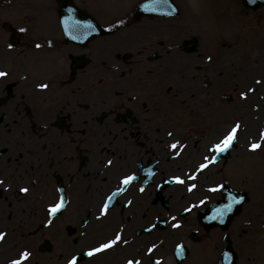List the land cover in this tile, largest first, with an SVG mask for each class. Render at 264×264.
Segmentation results:
<instances>
[{"label": "flooded vegetation", "instance_id": "obj_1", "mask_svg": "<svg viewBox=\"0 0 264 264\" xmlns=\"http://www.w3.org/2000/svg\"><path fill=\"white\" fill-rule=\"evenodd\" d=\"M16 25V44L8 38L0 49V264L25 250L28 260L52 264L79 253L87 257L77 264H168L176 243L217 260L222 232L201 213L216 205L217 218L223 184L247 193L228 229L236 238L253 208L248 176L242 188L230 172L217 183V174L253 156L252 139L237 135L226 162L205 160L216 159L210 149L230 132L219 120L239 105L235 94L205 80L172 87L161 76L157 60L174 43L170 21L118 13L106 18L109 36L84 45L64 38L59 7L27 12ZM130 175L136 179L122 184ZM61 198L66 208L51 219ZM118 234L115 246L87 254ZM46 241L49 253L40 251Z\"/></svg>", "mask_w": 264, "mask_h": 264}, {"label": "rangeland", "instance_id": "obj_2", "mask_svg": "<svg viewBox=\"0 0 264 264\" xmlns=\"http://www.w3.org/2000/svg\"><path fill=\"white\" fill-rule=\"evenodd\" d=\"M28 1L30 6L45 9V11L51 9L52 12L56 6L52 0ZM73 1L78 7L88 9L87 12L101 15V19L106 22V18L109 20L111 15H117L118 13L123 15L130 11L138 0ZM174 1L181 8V12L183 11L180 18L173 19V24L170 25L172 39L176 46L181 45L182 40L185 38L196 37L199 42V50L196 54H182L179 47L173 51V55L180 56L168 58L170 61H178L177 64H180L186 70L188 69L187 73L178 74V80L193 81L195 76L199 78H197L198 81H194L196 84L200 82L202 86L204 80H209L213 86H219L222 91L231 90L236 93L237 102H240V105L236 112H221L219 121L222 123H238L237 121L240 120L246 124V114L254 115L253 120H255L257 133V135H253L254 142L260 143L261 147L255 149L253 156L238 159L237 164L230 170H224L221 174H217V183L220 182V178H225L228 175L227 172H230L234 174L239 188L246 187V176L253 184L252 216L246 217L248 218L245 220L247 226L243 229L242 237L236 239L235 248L238 255V264H264V198L262 195L264 193V184L262 183L264 156H262L263 140L258 134L260 129L264 130L262 125L264 120V9L252 12L244 7L241 0ZM26 2H23V0H0V24L3 22H16L22 14H26L29 9ZM3 38H5V34L1 32L0 28V39ZM160 38L161 36H159V40ZM240 46L248 52L254 51L256 48H262L263 56L260 62L255 65L251 77L243 75L244 60L241 57L222 59V55L226 51ZM161 64L163 65V61L159 59L157 65L160 67ZM159 67L157 70H159ZM198 69L201 71L198 72ZM259 87H262L263 92L257 91ZM245 124L243 126H246ZM240 130L241 127H239ZM239 134L242 138L243 135L245 136L246 131L241 130ZM249 134L251 135L250 132ZM251 137L252 135L247 138L251 139ZM220 236L221 234L217 232V251L223 248L222 238L220 244ZM78 251H80V248ZM168 260V264H175L173 258ZM213 263L214 260L212 259L206 260L205 257L192 255L191 259L184 264ZM25 264L52 263L48 260L38 261L35 255H32Z\"/></svg>", "mask_w": 264, "mask_h": 264}, {"label": "snow or ice", "instance_id": "obj_3", "mask_svg": "<svg viewBox=\"0 0 264 264\" xmlns=\"http://www.w3.org/2000/svg\"><path fill=\"white\" fill-rule=\"evenodd\" d=\"M253 2H254V0H253ZM169 3H170V0H149V4L145 5V7L148 8L149 10H151V11H156L157 8H159L161 6H166ZM121 23H122V21H121ZM78 27L83 28L85 30H92V31L95 30L92 25L80 24V25H78ZM22 31H23V29H22ZM39 46L40 45H37V47H39ZM4 75H6V74L3 73V72H0V76H4ZM40 87L46 88L47 85L46 84H42V85H40ZM242 95H244V94L242 93ZM239 127H240L239 124H236L235 127H233L232 130L226 136H224V138L219 143H217L216 145L213 146L212 149H210V151L218 152V153H224V152L228 151L232 147L233 142L236 139L237 131L239 130ZM169 135H171V133H169ZM261 139L264 140V134L261 135ZM171 147L175 149V148H177V145L173 144ZM260 147H261L260 143H254V144L251 145V148L253 150L258 149ZM205 160H208V163H212V162L215 161V157L213 156L210 160H209L208 157H205ZM109 163H111V162H109ZM207 166H208V164H201L200 168L204 169ZM192 178H194V177H192ZM135 179H136V177L134 175L127 176V177H125L123 179L122 184L128 185L131 182H133ZM176 180L179 183H183V181L180 180L179 177H176ZM0 183H2V181H0ZM192 187H195V185H192ZM21 190L24 191V192L28 191L27 188H24V189H21ZM189 190H191V188ZM215 190L216 189H213V191H215ZM117 194L118 193H116L114 195H117ZM112 198L113 197H109L108 198L109 201H111ZM230 198L233 200L234 203H240L241 200H242V198H240V199H237L235 197H230ZM63 207H64V202H63V198H61L59 203H56L55 205L49 207V214L50 215H55L56 213L60 212ZM108 208H109V204L105 203L104 206H103V209H102V214H107ZM231 210H232V204H228L223 209L219 210V214L222 217L226 212H229ZM173 219H175V217H173ZM49 223H51V221H49ZM179 226L180 225L178 223L173 225V227H179ZM5 236H6L5 233L0 232V241H3L5 239ZM120 241H121V236L118 234V235H116L115 239H113V240H111V241H109L107 243H103L97 248L91 249L87 254L89 256H92V255H94L96 253H99L101 251H104L106 249H109V248L115 246ZM124 243H127V241L125 240ZM179 247L181 248V250L183 249V246H179ZM30 255H31V253L25 250V251L21 252L19 258L18 259H14L11 262V264H25V262L29 259ZM68 264H77V258L76 257H72L68 261ZM128 264H139V262H134L133 260H129Z\"/></svg>", "mask_w": 264, "mask_h": 264}, {"label": "water", "instance_id": "obj_4", "mask_svg": "<svg viewBox=\"0 0 264 264\" xmlns=\"http://www.w3.org/2000/svg\"><path fill=\"white\" fill-rule=\"evenodd\" d=\"M62 8V23L63 26L66 28V24L68 23L69 19H67L68 16L72 15L77 17V23H86L87 25H92L94 27V31L92 30H85L83 28L78 27L76 32L82 33V32H89L90 39L93 37H96L97 35H104L101 28L90 18H88L86 15H84L81 11H79L73 4H71V0H57ZM245 6L249 9H252L254 11H258L259 9L264 8V0H243ZM149 4V1L141 4L137 10V15H155V16H175L177 15V10L175 9L174 5L170 1V3L166 6H161L157 8L156 11H151L148 8L145 7V5ZM186 44H192V47L187 49V52L193 53L197 50V43L195 40L188 42ZM232 194V193H231ZM229 225L228 222L225 224L223 222L217 221V226H222L223 228H227ZM178 257V262H182L185 258V255L181 253V251H177L176 253ZM235 256L233 253V249L230 245V243H226L225 251L223 253L222 259L219 264H235Z\"/></svg>", "mask_w": 264, "mask_h": 264}, {"label": "bare ground", "instance_id": "obj_5", "mask_svg": "<svg viewBox=\"0 0 264 264\" xmlns=\"http://www.w3.org/2000/svg\"><path fill=\"white\" fill-rule=\"evenodd\" d=\"M240 55V56H239ZM263 56L262 48H256L254 51L248 52L245 48H242V46L238 48L229 49L222 55V59H231L236 57H241L244 60L243 64V75L251 77L253 75V71L255 70V65L260 62V59ZM178 61H166L162 70H161V76H166L168 78V81L170 84H176L174 81L178 78V74L184 72L187 73L188 69L182 68L180 64H177ZM182 69V70H181ZM182 71V72H181ZM175 75V76H174ZM183 78V77H181ZM193 84L192 81H185L182 83L183 86L190 87ZM179 85V84H178ZM258 92H263L262 87H259ZM254 116L249 113V115L245 118L248 124L254 129V134L256 135V127H255V120H253Z\"/></svg>", "mask_w": 264, "mask_h": 264}]
</instances>
